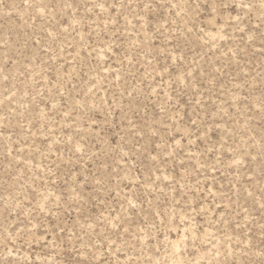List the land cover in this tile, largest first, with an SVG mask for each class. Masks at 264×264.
Segmentation results:
<instances>
[{"label": "rangeland", "instance_id": "1", "mask_svg": "<svg viewBox=\"0 0 264 264\" xmlns=\"http://www.w3.org/2000/svg\"><path fill=\"white\" fill-rule=\"evenodd\" d=\"M0 264H264V0H0Z\"/></svg>", "mask_w": 264, "mask_h": 264}]
</instances>
